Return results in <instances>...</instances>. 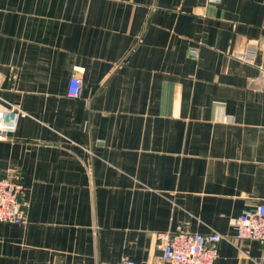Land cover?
Masks as SVG:
<instances>
[{
    "label": "crops",
    "instance_id": "crops-1",
    "mask_svg": "<svg viewBox=\"0 0 264 264\" xmlns=\"http://www.w3.org/2000/svg\"><path fill=\"white\" fill-rule=\"evenodd\" d=\"M0 102L23 112L0 176L24 187L0 264H160L176 230L264 264L234 226L264 201V0H0Z\"/></svg>",
    "mask_w": 264,
    "mask_h": 264
},
{
    "label": "built area",
    "instance_id": "built-area-1",
    "mask_svg": "<svg viewBox=\"0 0 264 264\" xmlns=\"http://www.w3.org/2000/svg\"><path fill=\"white\" fill-rule=\"evenodd\" d=\"M218 2L219 0H207ZM189 54L197 56L198 47H190ZM243 62H253V51L235 54ZM80 76L74 72L69 80L67 94L79 95ZM23 114L14 105L0 102V140L11 138L15 131L18 116ZM24 187L19 177L0 176V222L22 223L24 221ZM235 238L238 240H257L264 243V201L243 208L234 223ZM162 242V262L160 264H215L218 257L217 242L221 235L217 232L202 234L176 230L158 232ZM116 264H149L123 258Z\"/></svg>",
    "mask_w": 264,
    "mask_h": 264
}]
</instances>
